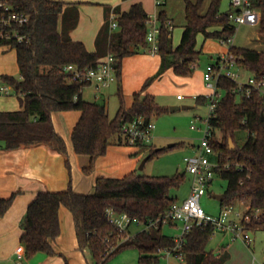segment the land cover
I'll list each match as a JSON object with an SVG mask.
<instances>
[{
  "label": "trees",
  "instance_id": "16d2710c",
  "mask_svg": "<svg viewBox=\"0 0 264 264\" xmlns=\"http://www.w3.org/2000/svg\"><path fill=\"white\" fill-rule=\"evenodd\" d=\"M28 16L29 21L19 30L25 35L23 41H0L16 55L19 78L3 74L2 79L11 85L19 96L21 108L15 111L0 110V146L15 150L34 144H46L65 157L71 176L68 147L64 137L54 126L55 112L76 110L81 113L73 128L71 139L77 154L87 155L90 162L84 173L93 172L98 158L107 154L113 139L117 144H128L121 133L124 125L137 118L148 123L153 117L168 109L160 106L153 94L146 91L151 82L166 71L182 77H192L201 58L198 35L204 39L228 41L237 31L221 11L223 0H210L205 13H201L205 0H185V19L180 42L173 44L174 24L166 11L159 12L160 42L158 55L161 64L154 77L146 80L141 90L133 94L130 106L126 105L120 88V106L110 118L104 103L87 101L83 89L88 84L72 81L66 70L70 64L79 68L96 67L108 54L115 57L117 78H121L123 61L140 49H146L149 18L142 3H134L125 12H119L118 28L112 30L109 20L104 23L96 38V51H89L80 41H73L69 31L79 21L76 3L58 0H4ZM125 1V0H124ZM252 7L260 12L259 30L264 34V0H251ZM61 18V21H60ZM229 50L244 67L257 78L264 76V51L246 47L229 46ZM222 95L218 99L209 124L210 144L214 149L216 176L227 181L222 208L237 201L246 202L244 211L251 220L252 230H264V94L252 90L250 95L235 92L237 83L221 78ZM77 96V99H75ZM239 96V99H238ZM198 103H206L205 96L197 97ZM247 131L241 143L237 133ZM230 138L234 148H230ZM175 143L173 147L183 145ZM150 147L147 161L173 149V147ZM186 173L172 176H145L133 171L123 177H98L93 194L76 192L72 183L62 191H44L29 204L20 225V242L28 258L39 252L55 255V242L61 234L60 211L66 207L76 223L78 247L88 250L95 264H104L121 250L134 247L139 250L138 264H157L161 250L174 246L173 236L163 232V223L150 230L141 229L125 239L107 216L109 209L127 213L131 218L147 223L163 218L178 199L172 196L185 182ZM16 193L0 198V217L12 206ZM215 233L212 225L195 226L187 234L184 253L185 264H224L227 253L207 249ZM65 264H70L68 261Z\"/></svg>",
  "mask_w": 264,
  "mask_h": 264
},
{
  "label": "rangeland",
  "instance_id": "374dc122",
  "mask_svg": "<svg viewBox=\"0 0 264 264\" xmlns=\"http://www.w3.org/2000/svg\"><path fill=\"white\" fill-rule=\"evenodd\" d=\"M98 1V0H92ZM149 3V15L153 16L156 12L164 10L167 12L169 18L174 19V31H173V44L177 46L179 44L181 34L183 32V25L186 21L185 19V0H167V4L156 7L155 0H147ZM195 1V0H192ZM104 5H95L89 4V8H97L94 12L91 9L87 11L84 10L82 24L79 31H83L87 34L91 29L92 22L102 19L104 17L107 21L109 20L108 10L110 6H116L122 4L124 7H129L134 0L122 1V0H102ZM210 0H205L203 5V10L207 9ZM230 8V0H223L221 5V11L226 12ZM82 33V32H81ZM264 41V34L259 30V25H242L237 26V31L233 36V42L230 43L237 47H246L250 49H257L258 43H261L258 39ZM198 46L201 47L203 44L204 38L200 34L198 35ZM228 44H221L219 40L214 38L207 39L205 47L202 51L201 58L198 65L196 66V71L202 70L207 67V65L214 62L216 59L211 58V54L217 52H226ZM151 57L146 49H143L139 53L138 57H144V55ZM11 57V60L9 58ZM148 60V59H147ZM14 65L13 68L9 69V65ZM148 64V63H147ZM238 71L240 73L239 80L246 82L248 78L252 75L250 71L244 67H240ZM149 67H152V63ZM160 68V66H159ZM159 68L155 73L151 74L149 77L142 82L140 85V90L142 89L144 83L147 79L154 77L158 72ZM195 71V72H196ZM3 74L13 75L16 78L20 77L15 52L12 48L7 45L0 46V77ZM140 74V73H139ZM146 74V73H143ZM137 73H133L129 78V82L137 81ZM185 77L174 75L170 70L166 71L160 78H157L151 82L147 87L146 91L142 93V97L145 96L146 92H150L155 95L156 101L160 106L166 107L168 110L161 115L153 117L156 128L153 133V140L149 146H154L156 148L168 147L170 144L183 142V145L173 147V149L160 154L157 157L152 158L144 164V167L141 168V165L144 159L149 154L150 147H140L130 144H120L121 148H124L128 157L135 159V169L133 171L137 172L140 175L145 176H172L177 172H185L186 179L185 182L179 189H174L172 191V196L176 197L179 201L185 200L191 189L192 184V175H190L186 170V163L184 161L185 156L191 155L195 152L194 146L200 143L201 138L203 137V129L205 128L204 119L209 115V106L208 103H198V101L193 97L191 90L197 89L200 90L205 87L204 83L202 85L200 78L197 76L195 80H191L192 83L186 84ZM195 83V84H193ZM207 88V87H206ZM205 88V89H206ZM94 86H87L84 89V95L88 100L95 101L93 97ZM108 111L110 113V118H113L117 112V109L120 106V97L118 94V84L113 83L110 88H108ZM193 92V91H192ZM133 91L125 93L126 105H130L133 101ZM182 95L184 99H179V96ZM239 99V96H238ZM100 103H104V99L97 100ZM19 103V96L14 92L7 96H0V108H11L14 106V103ZM178 106V110L171 111V107ZM183 106H188L189 108H183ZM195 124L197 128H192V124ZM240 142L243 143L248 133L247 131L241 130L237 133ZM118 142V137L113 139V145H116ZM211 159L213 162H216V156L212 155ZM129 171H121L118 173L125 175ZM121 175V176H123ZM227 181L219 176H215L212 183L210 184L207 192L203 195L201 203L203 208L211 215H218L222 209L221 202L214 197L215 194H222L226 189ZM88 194V193H87ZM247 203L243 201H237L231 208L233 211L240 212L247 208ZM142 226L134 225L130 229V234H135L137 231L141 230ZM163 232L167 235L174 236L179 232L177 227L171 226L169 223L163 225ZM252 238L255 239V242L252 245H249L243 239L232 240L229 237H225L222 242L223 246L227 247L228 244H232L229 247L231 253V259L226 264H264V231H258L256 233H251ZM222 235L219 232H215L214 235L209 240L207 245L208 249L215 248L218 249L222 246V243L219 247ZM228 248V247H227ZM231 249V250H230ZM82 254L83 260L84 257L88 262L85 264H95L92 256L88 250L84 252L78 248L77 250ZM139 259V250L134 247H128L120 252L116 253L110 257L104 264H138ZM25 259L23 262L25 263ZM157 264H184L174 257H167L162 255L160 261Z\"/></svg>",
  "mask_w": 264,
  "mask_h": 264
},
{
  "label": "crops",
  "instance_id": "0c3cea01",
  "mask_svg": "<svg viewBox=\"0 0 264 264\" xmlns=\"http://www.w3.org/2000/svg\"><path fill=\"white\" fill-rule=\"evenodd\" d=\"M58 1L76 3L78 5L77 8L79 11V21L77 26L69 31V35L73 41L83 42L89 51H96V38L100 29L106 22V19L102 17V19L100 18L92 22L91 29L87 34L84 32V30H79L82 24L84 10L87 11L88 9H91L94 12V10L97 9L95 7L89 8V4L104 5L105 7L104 2H102V0ZM138 2L143 4L145 10L149 14V2L147 0H134L132 4ZM165 4H167V0L165 1ZM131 5L129 7H124L122 4L110 6L108 14L110 16L111 12L114 11L119 16V13L116 12L117 10L115 8H117L119 12H125L130 9ZM205 11L206 10L202 9L201 13L203 14ZM170 19L174 24V19L172 17H170ZM185 24L186 21L184 25ZM184 25L182 27H184ZM258 40L261 41V43H258L257 49L255 50L264 51V41L261 40V38ZM219 42L223 44L221 40H219ZM205 43H207V39H204L203 44L201 47L198 46V48L202 49L203 51ZM142 50L143 49H140L138 53L126 57L123 61L122 75L121 78H118L116 84H118V91L121 88L124 96L127 91H133L134 93L138 92L140 90V85L146 79V77H149L151 74L155 73L161 64V58L158 54L152 55L148 52L151 57H148L147 54L146 56L144 55L143 58L138 57V54L141 53ZM221 53L224 52L211 54V58L215 57L214 59H216ZM9 60H11V57ZM151 63L152 67H149ZM8 67L10 69L13 68L14 65L12 64L11 66L10 64ZM171 71L173 72L172 69H170V72ZM204 71L205 68L198 70V72L196 71L192 77H185L188 78L185 81L187 87L190 85V83H192L191 80H195L197 76L200 78L202 85L203 83L205 85ZM134 72L138 74L137 81L130 83L129 78ZM173 74L176 75L174 72ZM108 88L101 89L99 91L98 97L96 96L97 88L95 86L93 90V97L96 99L95 101L104 99V104L106 107L108 103ZM205 88L206 85L200 90H198V88L191 90L193 97L197 100L198 96H205L208 93V89ZM84 89L82 93L83 98L87 101H91L88 100L84 95ZM146 93L150 92L147 91ZM0 96L4 95L0 93ZM20 108L21 104L19 98V103H14L13 107L0 108V110L15 111ZM80 115L81 113L76 110L55 112L52 115L54 126L57 132L64 137L68 147L69 160L71 164V176L65 162V157L46 144H34L15 150H6L0 146V198H7L13 193H16L12 206L2 217H0V264H65L66 261H68L70 264H85L88 262L85 257L84 262L82 254L77 251L79 247L76 234V223L73 214L66 207H62L60 211L62 230L55 242V249L57 252L55 255L39 252L28 258L26 256L25 247L20 242V236L22 234L20 223L27 212L29 204L34 200L38 193L44 191H62L67 189L69 183L71 182L73 189L76 192L93 194L95 191V181L98 177H123L130 172H133L135 169V159L128 157L124 148L120 147V144H112L108 148L107 154L97 159L93 172L90 174L84 173V168L89 165L90 157L87 155L77 154L74 150L71 139L73 128L79 120ZM195 147L196 145L194 146V149ZM122 170L129 172L125 175L121 174L123 176H119L118 173H121ZM177 202L182 201L178 200ZM245 210L246 209L243 211ZM170 225L179 229L178 224L170 223ZM258 231L264 230L255 229L252 231V233H256ZM218 232L223 236L219 244V247L221 243L222 246L216 250L215 248L207 249L216 253H227L228 259L224 263L226 264L232 257L229 251V247L230 245L232 246V244H228L227 248L223 246L224 242L222 241L225 237H229L230 239L231 237L228 233L220 231ZM254 242L255 239H253L249 245H252ZM24 259L26 260L25 263L23 262Z\"/></svg>",
  "mask_w": 264,
  "mask_h": 264
},
{
  "label": "built area",
  "instance_id": "2783aa9c",
  "mask_svg": "<svg viewBox=\"0 0 264 264\" xmlns=\"http://www.w3.org/2000/svg\"><path fill=\"white\" fill-rule=\"evenodd\" d=\"M166 0H155V6L160 7L165 4ZM230 11L228 17L233 25H252L256 26L260 21V12L252 7L251 0H230ZM118 15L112 11L109 16L110 27L112 30L118 28ZM29 21L28 16L17 10L7 1L0 0V41L17 40L23 41L25 35L19 30ZM147 46L146 50L156 55L159 52L160 42V20L159 13L150 16L147 21ZM233 37L227 42L222 40L223 44L231 46ZM237 57L230 52L229 47L226 52L221 53L214 62L207 65L204 71V82L208 89L205 95L209 106V115L204 119L205 128L203 129V137L200 143L195 147V152L185 156L187 172L192 175V184L188 197L182 202H176L170 208L163 218L157 220H149L147 223H141L135 218H131L127 213H119L114 209L107 211L109 221L122 233H125V239L133 236L130 234L132 226H142L141 229L150 230L157 227L160 222L175 223L179 225V232L173 236L174 246L170 249L161 250L160 254L167 257H174L180 261H185V253L183 251L187 234L195 226L212 225L215 232L228 233L232 240L243 239L247 243H251L252 229L247 225L251 218L245 215L244 211L234 212L231 206H225L218 215L209 214L202 206L201 199L206 194L210 184L216 176L215 168L218 163L213 162L212 155H215L214 149L210 144L211 128L210 118L215 111L218 99L222 95V89L219 87L221 78H229L237 83L235 92L250 95L252 90L260 91L264 94V76L257 78L251 75L246 82L239 80L240 73ZM70 72L72 81H80L88 85H94L97 88L96 96L99 91L110 87L115 83L117 78L115 68V57L108 54L103 58L96 67L79 68L70 64L66 67ZM241 72V71H240ZM13 92L11 85L0 78V93L2 95H10ZM182 95L179 99H183ZM77 99V96H75ZM192 128H197L193 123ZM156 124L154 119L145 123L143 118H137L133 122L124 125L121 129L123 137L130 145H150L154 136Z\"/></svg>",
  "mask_w": 264,
  "mask_h": 264
},
{
  "label": "water",
  "instance_id": "95a60500",
  "mask_svg": "<svg viewBox=\"0 0 264 264\" xmlns=\"http://www.w3.org/2000/svg\"><path fill=\"white\" fill-rule=\"evenodd\" d=\"M180 107H178V106H173V107H171V111H175V110H178ZM183 108H189L188 106H183ZM263 119H264V115H263ZM229 142H230V148H234V143H233V141H232V139L230 138V140H229ZM175 144L173 143V144H170L168 147H173ZM147 162V158H145L144 159V161H143V163H142V165H141V168H143L144 167V164ZM214 197L216 198V199H218L219 201H222L223 200V194H215L214 195Z\"/></svg>",
  "mask_w": 264,
  "mask_h": 264
}]
</instances>
